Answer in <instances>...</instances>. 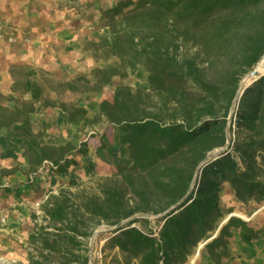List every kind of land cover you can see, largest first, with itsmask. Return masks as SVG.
Here are the masks:
<instances>
[{
    "label": "trees",
    "instance_id": "16d2710c",
    "mask_svg": "<svg viewBox=\"0 0 264 264\" xmlns=\"http://www.w3.org/2000/svg\"><path fill=\"white\" fill-rule=\"evenodd\" d=\"M107 24L113 60L94 66L91 78L64 79L63 90L95 93L139 65L149 88L118 84L93 116L74 100L47 97L46 104L68 111L67 122L106 119L119 127L132 162L97 175L95 186L70 177L51 189L41 219L34 213L28 264H90V238L100 224L112 231L106 264H189L200 245V255L219 262L234 231L251 240L264 230L239 214L220 226L232 210L221 202L226 182L237 201L264 202V73L241 87L229 118L242 75L264 56V0H120ZM187 42L201 48L202 61L181 51ZM222 55L230 66L210 78L203 63ZM25 88L34 100L13 107L0 92V124L21 139L34 167L49 162L56 173L70 171L88 141L42 142L32 122L42 87L28 76ZM216 147L224 148L206 161Z\"/></svg>",
    "mask_w": 264,
    "mask_h": 264
},
{
    "label": "crops",
    "instance_id": "0c3cea01",
    "mask_svg": "<svg viewBox=\"0 0 264 264\" xmlns=\"http://www.w3.org/2000/svg\"><path fill=\"white\" fill-rule=\"evenodd\" d=\"M119 1L14 0L12 9L0 8L2 12L5 8L7 18V23L0 27V91L3 94L17 92L13 88L16 82L13 65L39 66L63 72L66 78L89 71L97 60L85 50V42L105 28L102 20ZM9 34L28 35L31 40L22 46L8 41L6 36ZM22 92L27 101L34 100L31 90L24 87ZM34 103V128L44 129L48 121H52L62 132L61 137L49 135V139H41L42 142L62 143L68 138L77 144L85 139L88 141V150L75 155L78 163L70 171L57 173L63 178L62 182L69 177L86 179L111 174L119 165L132 162L127 146L120 141L119 127L111 125L106 119L92 125L98 129L95 135L85 136L83 128H78L84 123L82 119L67 122L68 111L60 105L45 104L43 98ZM220 251L219 262L206 255L209 264H264V230L260 237L251 240L234 231Z\"/></svg>",
    "mask_w": 264,
    "mask_h": 264
},
{
    "label": "rangeland",
    "instance_id": "374dc122",
    "mask_svg": "<svg viewBox=\"0 0 264 264\" xmlns=\"http://www.w3.org/2000/svg\"><path fill=\"white\" fill-rule=\"evenodd\" d=\"M5 1H7V3H5ZM5 1L0 0V8L5 7L7 10L12 9L14 0ZM73 1L75 0H72V2ZM5 8L3 12L0 10V27L4 25V23H7V18L4 14ZM110 13L111 9L106 13L107 18L102 20V25L105 28L99 30L85 42V50L92 54L97 60L95 66L105 65L108 60H113V57L108 56V51L105 48L106 34L109 32L107 22L110 18ZM181 51L188 55L196 54L201 61L202 58L205 57L201 48L192 42H187L182 45ZM259 61L249 71L242 75L238 94L233 102L229 118H231L234 106L237 104L240 93L242 92L241 87L248 85L260 74H263L262 71L256 69ZM230 64V59L222 55L221 60L213 64L204 62L203 66H205L207 75L210 76V78H215V75L220 69L224 70L228 68ZM93 67H90L89 71L76 76L86 75L91 78V69ZM13 68L16 78V82L13 83V88L16 89L17 92L4 93L6 96L2 98L3 103L12 107L26 100L25 93L22 91L25 87V79L29 75L41 85L42 96L40 98H43L45 104L47 97L55 99L58 104L62 99L67 101L74 100L85 105L89 110L88 114H90V116L99 109L100 101L103 98L113 99L115 88L118 84L127 83L133 86L149 88L147 81L148 71L144 65H139L134 72L127 73L124 76H116L112 83L104 86L101 91L95 93L91 91H64V84L62 81L76 76L66 78V74L63 72L28 65H13L12 69ZM0 92L2 93V91ZM80 127L83 128L82 130L85 136L95 135L98 130L88 123H82L81 126L78 125V128ZM0 128V214L5 213L7 215L6 221L0 222V264H28V238L35 224L34 213L38 214L37 218L40 220L42 213L41 202L43 198L48 195L51 189L57 190L62 184L68 185L70 177L66 178L65 182H62L63 178L51 169L49 162H44L34 167L32 161L23 154L21 139L14 135L11 128L3 124H0ZM37 131H40V139L43 140L49 139V135H58L61 137L62 134L61 130L57 129L52 121H48L47 127L44 129L37 128ZM223 148L224 147H216L212 149L208 153V156L215 155ZM81 180L86 185L95 186L97 175ZM221 202L227 212L232 209L230 211L231 213L239 214L250 219L252 224L264 227V202L251 200L243 204L237 201L235 199L234 189L228 182L225 183L221 191ZM157 223V220L153 219V224ZM110 235H112V231L105 224H100L96 227L90 238V264H106L109 260L113 251L109 249L105 251L103 246ZM106 253L108 257H106ZM206 255L207 253L203 255L199 253L196 256L195 253L189 264H209L210 262Z\"/></svg>",
    "mask_w": 264,
    "mask_h": 264
},
{
    "label": "built area",
    "instance_id": "2783aa9c",
    "mask_svg": "<svg viewBox=\"0 0 264 264\" xmlns=\"http://www.w3.org/2000/svg\"><path fill=\"white\" fill-rule=\"evenodd\" d=\"M8 41L10 42H18L20 43L22 46H26L31 38L28 35H16V34H9L8 36H6ZM7 215L5 213L0 214V222H4L6 221Z\"/></svg>",
    "mask_w": 264,
    "mask_h": 264
},
{
    "label": "water",
    "instance_id": "95a60500",
    "mask_svg": "<svg viewBox=\"0 0 264 264\" xmlns=\"http://www.w3.org/2000/svg\"><path fill=\"white\" fill-rule=\"evenodd\" d=\"M264 57V56H263ZM262 73H264V71H262ZM258 75V74H257ZM214 157L215 158V155H209L207 158H206V161H208L210 158ZM231 214H236V213H230L228 214L221 222L220 226L230 217ZM129 219H126L125 221H128ZM121 223H124V222H121ZM218 231H216L217 233ZM202 245H200L199 249H198V252H200V248H201Z\"/></svg>",
    "mask_w": 264,
    "mask_h": 264
},
{
    "label": "bare ground",
    "instance_id": "6f19581e",
    "mask_svg": "<svg viewBox=\"0 0 264 264\" xmlns=\"http://www.w3.org/2000/svg\"><path fill=\"white\" fill-rule=\"evenodd\" d=\"M256 69L258 71H264V57H262L259 61V63L256 66ZM199 249V248H198ZM198 249L196 250V256L200 253L198 252Z\"/></svg>",
    "mask_w": 264,
    "mask_h": 264
}]
</instances>
